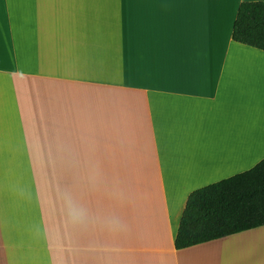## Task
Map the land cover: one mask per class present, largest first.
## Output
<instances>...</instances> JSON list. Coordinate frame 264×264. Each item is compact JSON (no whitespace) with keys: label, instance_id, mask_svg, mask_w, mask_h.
<instances>
[{"label":"crops","instance_id":"1","mask_svg":"<svg viewBox=\"0 0 264 264\" xmlns=\"http://www.w3.org/2000/svg\"><path fill=\"white\" fill-rule=\"evenodd\" d=\"M243 1L0 0V264H264V225L174 245L264 158Z\"/></svg>","mask_w":264,"mask_h":264},{"label":"trees","instance_id":"2","mask_svg":"<svg viewBox=\"0 0 264 264\" xmlns=\"http://www.w3.org/2000/svg\"><path fill=\"white\" fill-rule=\"evenodd\" d=\"M236 42L264 50V2L239 4ZM264 225V158L252 168L197 188L187 196L174 245L181 249Z\"/></svg>","mask_w":264,"mask_h":264}]
</instances>
